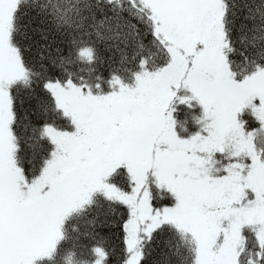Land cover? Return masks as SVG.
Here are the masks:
<instances>
[{
  "label": "snow or ice",
  "instance_id": "1",
  "mask_svg": "<svg viewBox=\"0 0 264 264\" xmlns=\"http://www.w3.org/2000/svg\"><path fill=\"white\" fill-rule=\"evenodd\" d=\"M0 264H264V0H0Z\"/></svg>",
  "mask_w": 264,
  "mask_h": 264
}]
</instances>
